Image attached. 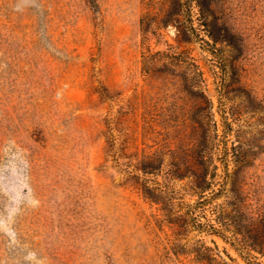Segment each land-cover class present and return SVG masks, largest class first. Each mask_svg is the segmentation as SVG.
<instances>
[{"label": "rangeland", "instance_id": "rangeland-1", "mask_svg": "<svg viewBox=\"0 0 264 264\" xmlns=\"http://www.w3.org/2000/svg\"><path fill=\"white\" fill-rule=\"evenodd\" d=\"M0 264H264V0H0Z\"/></svg>", "mask_w": 264, "mask_h": 264}, {"label": "trees", "instance_id": "trees-1", "mask_svg": "<svg viewBox=\"0 0 264 264\" xmlns=\"http://www.w3.org/2000/svg\"><path fill=\"white\" fill-rule=\"evenodd\" d=\"M160 56H163L162 59L166 60V65H168L167 72L165 75L173 74L174 77H177L181 81V83L186 85H196L199 84L202 79V72L199 70L197 65L189 59L188 56H183L180 54H168V53H159ZM151 55L143 56V71L148 73L150 71ZM176 71V72H175ZM168 73V74H167ZM203 95V94H202ZM206 102L209 104V99L204 96ZM197 131L201 133L200 139L205 142L206 139H209L210 136L207 135L210 126L209 120H198L195 122ZM161 165V160L158 164L152 163L151 161H146L142 164L141 170L144 174H150L155 169H158ZM224 168L226 169V164H224ZM184 169V173H188L190 176V180L188 183L189 191L197 196V199L188 205L187 210H202L204 208L206 202H208V197L205 193L208 189H211L213 184L214 176L216 175L215 169L216 166H213L212 170H209L207 165H188V166H179L177 164H172L167 171V174L173 178H182L185 174L181 173V170ZM145 186V185H144ZM143 192L146 197L152 198V194H150V189L145 186L143 188ZM217 191H213L212 194L216 193ZM231 192V199L237 201V195L239 192L234 188L230 190ZM232 207H237L234 205V202L229 200L227 202ZM214 231H218L217 228H213Z\"/></svg>", "mask_w": 264, "mask_h": 264}]
</instances>
